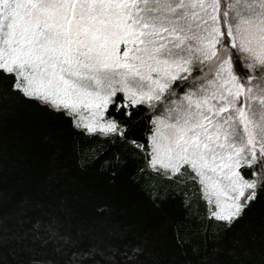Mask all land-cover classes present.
<instances>
[{"label":"snow or ice","instance_id":"1","mask_svg":"<svg viewBox=\"0 0 264 264\" xmlns=\"http://www.w3.org/2000/svg\"><path fill=\"white\" fill-rule=\"evenodd\" d=\"M215 2L219 39L214 51L221 46L228 50L226 72L230 73L234 97V105L226 110L232 111L233 106L239 110L243 105L246 111H239L237 118L247 121L253 110L249 97L264 95V32L253 48L241 29V23L254 19L248 15L254 0ZM151 3L0 0V116L23 110L42 123L50 122L71 141L73 153L81 142L108 145L97 159L111 153L113 181L118 172L131 180L146 170L158 178L146 198L159 214L161 226L177 232L175 247L182 255L186 247L179 236L177 221L183 216L178 213L181 209L191 213L195 205L205 236L208 229H216L214 264H235L238 253L254 235V226L258 223L264 229V150L249 151L242 161L228 167L213 165L202 170L186 163L175 167L164 163L156 141L157 121L166 112L164 103L175 104L187 93L204 92L209 73H222L198 62L201 66L185 69L188 75L172 77L166 86L171 92L157 94L153 90L149 95L127 79L116 86L101 75L109 69L127 68L138 46L146 43L143 14L153 11ZM232 3L242 7L233 12L229 9ZM260 21L264 25V13ZM204 115L207 135L215 113ZM31 206L25 199L11 212L0 208V264L6 252L20 264H143L146 256L157 259L145 239L128 235L118 225L106 238L84 243L80 232L59 215H33ZM201 260L209 264V258Z\"/></svg>","mask_w":264,"mask_h":264},{"label":"trees","instance_id":"2","mask_svg":"<svg viewBox=\"0 0 264 264\" xmlns=\"http://www.w3.org/2000/svg\"><path fill=\"white\" fill-rule=\"evenodd\" d=\"M254 3L248 6L250 13H254ZM214 4L217 6L215 0ZM240 7L235 3L229 5L233 12ZM214 27L216 31L212 37L216 42L219 39L216 36L219 34L218 21ZM215 42L210 48L204 46L198 49L203 52L194 53L187 68L199 67L198 62H202L204 67L222 73H209L211 78L205 79L203 87L218 93L220 98L226 97L227 109L229 105H234L230 73L226 72L228 50L221 46L218 52L214 51ZM182 73L188 75L187 71ZM263 97L261 94L249 97L253 110L248 114L247 127L253 135H257V141L258 135H264L261 123L264 109L260 101ZM151 102L153 106L157 103L156 100ZM169 104L172 103L166 101L164 107ZM226 109L223 113L230 115L234 106L232 111ZM241 109L244 110L243 105ZM241 109H237V113ZM237 113L232 123L233 131L237 135V143L244 144L246 132L240 127L242 118L238 119ZM107 147L102 143L81 142L75 145L73 153L71 141L65 139L50 122L42 123L23 110L4 113L0 116V208L8 213L20 201L27 199L32 202L29 210L33 215H59L73 230L80 232L84 243L93 242L95 237L106 238L118 225L128 235L135 234L147 241V247L157 259L154 261L152 256H146L143 264H202L201 259L205 257L209 258V264H214L212 247L217 236L216 229H208L205 236L206 229L196 215V206L191 213H183L182 209L178 213L183 216L177 221L179 236L186 247L182 255L175 247L177 232L161 226L159 214L151 209L146 198L158 178L148 175L146 170L143 174L136 173L131 180L118 172L113 181L109 172L111 153L97 159ZM243 147L246 149L245 145ZM248 152L246 149L245 156ZM36 204L42 207H35ZM253 232L254 235L235 258V264H264V229L257 223ZM3 264H20V261L6 252Z\"/></svg>","mask_w":264,"mask_h":264},{"label":"rangeland","instance_id":"3","mask_svg":"<svg viewBox=\"0 0 264 264\" xmlns=\"http://www.w3.org/2000/svg\"><path fill=\"white\" fill-rule=\"evenodd\" d=\"M254 2V13H248L254 19L248 24L241 23V29L245 39H251L252 47L256 48L264 32L260 21L264 0ZM150 6L153 11L143 14L147 23L143 29L146 43L138 46L127 68L109 69L101 74L114 81L116 86L127 79L144 95L152 94L153 90L162 94L172 77L185 71L193 54L202 51L198 49L210 48L215 42L212 36L217 22L214 0H159L158 3L152 0ZM124 55H127V50ZM225 99L218 93L205 90L186 95L175 104L165 105L164 118L157 121L159 158L173 167L186 163L203 170L213 165L222 168L233 165L238 159H243L246 149L264 150V135H258L257 141V135L249 131L243 118L244 144L237 143L232 124L237 109L234 107L230 115L224 114L227 107ZM260 101L264 109V99ZM213 112L215 115L208 123L211 132L205 135L204 114L212 115ZM261 123L264 127V118Z\"/></svg>","mask_w":264,"mask_h":264}]
</instances>
